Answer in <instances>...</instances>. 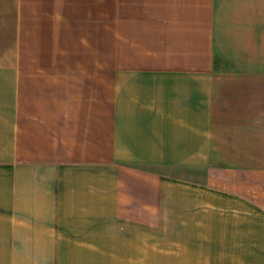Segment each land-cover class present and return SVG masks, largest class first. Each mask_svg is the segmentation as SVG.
Segmentation results:
<instances>
[{"label": "crops", "instance_id": "crops-1", "mask_svg": "<svg viewBox=\"0 0 264 264\" xmlns=\"http://www.w3.org/2000/svg\"><path fill=\"white\" fill-rule=\"evenodd\" d=\"M0 264H264V0H0Z\"/></svg>", "mask_w": 264, "mask_h": 264}]
</instances>
